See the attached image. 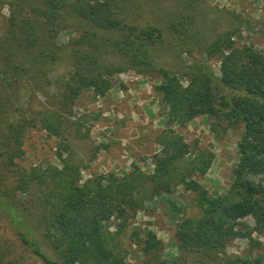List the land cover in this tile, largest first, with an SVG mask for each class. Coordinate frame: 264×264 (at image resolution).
Returning a JSON list of instances; mask_svg holds the SVG:
<instances>
[{"label": "trees", "instance_id": "obj_1", "mask_svg": "<svg viewBox=\"0 0 264 264\" xmlns=\"http://www.w3.org/2000/svg\"><path fill=\"white\" fill-rule=\"evenodd\" d=\"M203 3L0 0V225L6 222L14 234L0 237V264H131L122 233L147 203L179 186L194 195L201 215L176 225L183 253L173 262L161 258L164 245L155 232L136 230V244L148 259L153 256L148 264H264V252L253 254L264 248L254 237L264 236V52L235 42L250 17L231 12L239 25L219 32L211 27L219 16L204 22ZM6 5L9 15L2 12ZM146 8L161 22L135 24V14ZM74 21L80 33L59 43L62 32L75 30ZM207 27L214 30L210 38L203 35ZM130 71L160 79L157 99L167 109L152 172L136 163L128 172L82 182L85 163L62 158L61 151V167L18 165L34 127L72 155L71 136L90 135L83 130L86 119L76 116L78 100L85 92L105 98L116 76ZM39 94L46 99L42 108L36 107ZM204 115L219 139L241 132L238 162L222 195L199 180L214 162L211 147L191 144L183 134ZM237 238L249 240V254L226 252Z\"/></svg>", "mask_w": 264, "mask_h": 264}, {"label": "rangeland", "instance_id": "obj_2", "mask_svg": "<svg viewBox=\"0 0 264 264\" xmlns=\"http://www.w3.org/2000/svg\"><path fill=\"white\" fill-rule=\"evenodd\" d=\"M203 5L204 12L207 14L204 22L207 20L212 23V15L220 17L216 26L210 25L217 28L219 32L239 25V20L234 18L231 12L242 15V18L245 15L250 17L252 21L242 26L241 32L235 37V42L238 45H253L264 52V0H204ZM151 10L146 8L136 13L133 22L141 27L154 23L155 20L161 22L158 19L161 18L160 15L154 13V9ZM2 12L9 15V7L4 6ZM74 22L71 27L75 30L62 32L58 39L59 43H65L80 33L81 29L76 27L78 22ZM209 34H214V30L207 27L203 35L210 38ZM187 61L188 59L186 63L189 62ZM214 69L217 73L219 72V62H214ZM121 80L127 82L126 92L120 91L124 89L120 85ZM115 82L116 85L109 92L108 97L94 100L91 92H85L78 100L75 108L76 116L86 119L83 130L89 128L90 135L87 138L71 136L72 155L61 150L58 139L49 138L44 130L34 127L30 128L25 139L23 156L16 160L18 165L27 170L37 165L51 164L61 167L62 161L58 155L61 151L62 158H71L76 163H85L82 170V182L94 174L128 172L136 163L145 171L152 172L154 170L152 156L157 150L156 136L162 130L160 125H166L164 116L167 110L166 105L157 99L156 88L160 84V79L130 71L116 76ZM183 84L186 85L187 82L184 80ZM45 100L42 95H37L36 107L42 108ZM208 118L209 116L196 118L187 125L183 134L191 144L208 146L212 151L217 152L218 158L213 162L212 168L199 180L211 194L222 195L231 184L232 171L239 158L237 144L241 132L231 131V134L228 133L224 138L217 140L210 128L211 121ZM122 120L125 122L121 123ZM100 144L102 146L98 149ZM193 196L179 186L173 194L156 196L153 201L147 203L146 210L140 211L126 232L121 234L122 250L123 253L127 252L126 261L131 264H148V261L153 258L150 256L148 259L141 251L140 245L136 244L134 232L137 230L142 233L144 228L152 230L162 240L164 245L162 259L173 262L182 255L183 252L175 236L176 225L187 216L201 215V210L193 201ZM20 197L22 200L27 198L25 194H21ZM111 220L110 230L114 232L117 221L113 218ZM1 223L0 237L14 239L10 226H5L6 222ZM249 224L254 226L251 219ZM254 237L264 243V236L254 233ZM261 251L264 252V248L262 250L255 248L253 254L256 255ZM226 252L239 256L249 254V240L237 238Z\"/></svg>", "mask_w": 264, "mask_h": 264}, {"label": "crops", "instance_id": "obj_3", "mask_svg": "<svg viewBox=\"0 0 264 264\" xmlns=\"http://www.w3.org/2000/svg\"><path fill=\"white\" fill-rule=\"evenodd\" d=\"M121 75V74H120ZM121 82L122 83H124L125 85H126V83L127 82H125L124 80H121ZM130 88V87H129ZM120 91H121V89H120ZM124 91V90H123ZM126 92V91H125ZM106 97H108V95L106 96ZM206 115H204V116H201V118L202 117H205ZM161 118L163 119V115L161 116ZM208 120L209 121H211V119L210 118H208ZM125 122V120H122L121 121V123H124ZM192 123V122H191ZM164 127H165V124H162V125H160V128L161 129H164ZM229 134H231V131L230 132H228ZM216 138H217V140H219V138L216 136ZM238 139V138H237ZM155 146H156V148H157V150H156V152L157 151H160L159 149H161V146L160 145H158L157 143L155 144ZM237 147H238V144H237ZM213 153H214V155H215V159H214V162L216 161V158H218V156H217V152L214 150L213 151ZM237 156L239 157V154H238V152H237ZM238 162V161H237ZM237 162H236V164H237ZM214 164V163H213ZM213 166V165H212ZM212 168V167H211Z\"/></svg>", "mask_w": 264, "mask_h": 264}]
</instances>
